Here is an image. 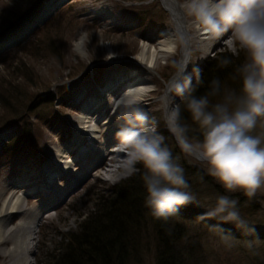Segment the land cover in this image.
Returning a JSON list of instances; mask_svg holds the SVG:
<instances>
[{"label":"rangeland","instance_id":"374dc122","mask_svg":"<svg viewBox=\"0 0 264 264\" xmlns=\"http://www.w3.org/2000/svg\"><path fill=\"white\" fill-rule=\"evenodd\" d=\"M8 14L24 17L14 32L0 40V97L12 102L11 110L0 102V200L14 192L18 196L25 190L16 188V183L28 171L40 174L55 161V153L75 139L76 120L85 103L96 98L118 74L132 72L143 42L150 38L157 44L173 25L162 0H0V15ZM84 32L88 34L87 57L81 58L72 51V42ZM225 41L207 52L195 45L192 64L180 83L190 77L194 85L197 75L201 78L211 60L221 53H230ZM182 54L179 46L167 64L159 62L150 112L157 123L156 132L165 137L173 156L179 157L189 191L197 201L186 205L196 212L197 220H187L182 214L171 218L172 227L183 224L187 229L186 237L178 243L181 248L191 250V254H186L185 264H264V190L252 199L242 191L227 192L208 174L206 163L182 152L162 119L161 97L180 72ZM222 88L240 92L233 87ZM171 96L175 103H183L175 93ZM102 97L101 94L99 98ZM219 99L211 98L213 103ZM188 125L193 136L190 139L202 141L199 126L192 119ZM70 156L74 160L76 154ZM189 168H195L194 174ZM101 173L104 174L102 170H94L93 175L100 176L99 179L85 176L55 207L43 211L31 246L30 264H44L58 254L69 234L79 231L82 218L94 211L97 201L133 176H124L123 171L111 177ZM61 184L65 187L64 182ZM222 194L237 199L239 211L252 205L259 211L245 212L244 217L240 213L243 227L214 218L218 227L212 229L206 218L201 217L215 207L217 197ZM33 199L25 197V208L40 207ZM1 210L0 202V217ZM21 218V215L12 217L8 228L17 225ZM137 226V237L133 239L138 254L130 264H156L155 230L147 211L141 213ZM10 246L11 243H0V264H10L11 258L3 253Z\"/></svg>","mask_w":264,"mask_h":264},{"label":"clouds","instance_id":"9594fccd","mask_svg":"<svg viewBox=\"0 0 264 264\" xmlns=\"http://www.w3.org/2000/svg\"><path fill=\"white\" fill-rule=\"evenodd\" d=\"M187 10L212 36L231 33L225 43L233 57L239 56L241 51L246 54L232 77L239 78L242 87L239 93L222 88L221 80L216 77L208 92L196 95V87L187 77L172 89L181 97L184 108L175 103L174 97L168 96L161 100L162 119L185 155L206 163L208 174L227 192L242 191L252 199L264 190V0H187ZM87 39L88 34L84 32L72 42V51L81 58L87 57ZM164 51L175 54L176 45ZM167 63V59L160 60L162 65ZM232 64L230 57L220 60L222 67ZM201 82L198 74L197 83ZM212 97L221 99L213 103ZM142 98L136 97L126 103L131 111L126 126L117 133L121 149L127 153L120 167L124 176H132L139 171L136 165H143L146 169L143 175L147 192L145 205L155 218L167 222L181 206L197 201L189 191L179 157L173 156L165 137L157 133L154 126L149 131L147 113L138 106L133 107ZM183 110L202 130V141L193 142L189 138L190 128L182 115ZM238 205L237 199L219 195L215 207L201 219L219 218L243 227Z\"/></svg>","mask_w":264,"mask_h":264},{"label":"bare ground","instance_id":"6f19581e","mask_svg":"<svg viewBox=\"0 0 264 264\" xmlns=\"http://www.w3.org/2000/svg\"><path fill=\"white\" fill-rule=\"evenodd\" d=\"M162 2L172 17V28L161 35L157 44H154L153 39L147 38L134 58L135 67H132V72L118 74L96 98L93 97L85 103L76 120L75 139L55 153V161L46 165L40 174L28 171L25 177L16 183V188L25 190L18 196H15L14 192L0 200V243H11V246L3 251L6 257L11 258L10 264H30L31 246L42 222L43 211L55 207L78 181L85 176L99 179L100 176L93 175L96 169L102 170L104 174H101L109 177L123 171L120 165L127 158V153L122 151L117 133L127 124V116L131 111L126 107L129 100L143 97L138 105L133 107L138 106L147 113L150 120L149 131L153 126L156 130L157 123L151 118L153 115L150 112L154 100L152 95L156 92L154 76L160 60L169 59L174 55L164 49L172 45H176L178 49L180 46L183 54L180 72L169 84L161 100L174 93L172 89L191 66L195 45L199 44L200 51L207 52L214 46H221L230 38V32L214 37L204 31L195 17L189 15L187 3L183 0ZM185 52L188 53L187 56L184 55ZM111 56L114 57L113 52ZM101 94L103 97L99 98ZM153 121L154 124L151 123ZM73 153L76 154L74 160L70 156ZM63 182L65 187L62 188ZM28 196L35 198L40 207L25 208V197ZM16 215L22 216L20 222L8 228L10 219Z\"/></svg>","mask_w":264,"mask_h":264},{"label":"trees","instance_id":"16d2710c","mask_svg":"<svg viewBox=\"0 0 264 264\" xmlns=\"http://www.w3.org/2000/svg\"><path fill=\"white\" fill-rule=\"evenodd\" d=\"M22 17H24L23 14H19L17 17L10 14L0 15V40L16 30L17 23ZM245 55L241 52L239 56L233 57L230 53H221L216 59L211 60L201 75L202 82L199 84L196 82L193 85L196 87L195 94L203 95L208 92L212 79L216 77L221 80L222 87H233L240 90L242 82L239 78L233 79L232 77L235 67L245 60ZM223 57H230L233 64L222 67L220 60ZM8 101L9 99L0 97L4 108L11 110L12 102ZM181 108H184L183 103ZM182 115L186 123L189 124L190 114L183 110ZM188 136L189 138L193 137L190 132ZM137 168L139 171L136 174L112 188L106 197L102 196L97 201L94 211L82 218L79 231L69 234L67 243L63 244L58 254L52 256L44 264H130L138 254L133 237L135 239L137 237V220L140 219L143 211H147L153 221L156 264H185L186 254L191 250L187 251L179 244L182 238L186 237L187 229L183 224L172 227V217L165 222L152 215L151 210L145 205L147 192L143 175L146 169L142 164H138ZM189 170L192 174L196 171L195 168H189ZM258 211V207L252 205L246 211L240 210V213L244 217L245 212L256 213ZM181 214L187 220L198 219L196 212L190 206H181L177 215ZM215 221L214 218H206L207 226L210 225L212 229L218 227L215 225Z\"/></svg>","mask_w":264,"mask_h":264},{"label":"snow or ice","instance_id":"6c2138e0","mask_svg":"<svg viewBox=\"0 0 264 264\" xmlns=\"http://www.w3.org/2000/svg\"><path fill=\"white\" fill-rule=\"evenodd\" d=\"M153 52L155 53V50H153ZM155 60V54L153 55V61ZM150 66H151V64H150Z\"/></svg>","mask_w":264,"mask_h":264}]
</instances>
